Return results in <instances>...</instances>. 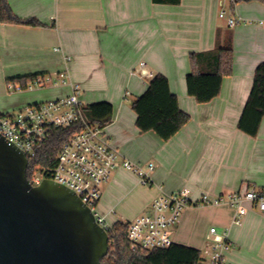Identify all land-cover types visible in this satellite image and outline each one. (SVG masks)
I'll use <instances>...</instances> for the list:
<instances>
[{"label":"crops","instance_id":"crops-1","mask_svg":"<svg viewBox=\"0 0 264 264\" xmlns=\"http://www.w3.org/2000/svg\"><path fill=\"white\" fill-rule=\"evenodd\" d=\"M6 1L15 16L39 24L0 21V110L69 94L70 86L56 75L66 71L80 86L85 107L113 105L105 130L120 160L155 166L151 185L118 166L102 184L97 215L109 227L126 223L151 213L159 196L186 190L194 205L183 210L174 227V243L201 250L208 264L214 253L210 228L215 227L228 244L225 264H264V211L247 203L242 223L235 224L234 207L201 203L203 196L264 191V117L256 136L238 127L255 70L264 62V1ZM229 17L239 22L230 26ZM219 47L233 50L232 74L223 78L218 96L199 103L187 90L191 55ZM143 62L152 76L139 73ZM156 74L168 78L180 108L190 115L168 140L141 131L132 106ZM32 75L51 82L38 86L35 78L31 87L17 90L20 85L10 81Z\"/></svg>","mask_w":264,"mask_h":264},{"label":"built area","instance_id":"built-area-1","mask_svg":"<svg viewBox=\"0 0 264 264\" xmlns=\"http://www.w3.org/2000/svg\"><path fill=\"white\" fill-rule=\"evenodd\" d=\"M221 17H225L222 11ZM239 22L229 17L228 23L234 26ZM139 73L152 76L142 63ZM61 82L71 88L69 94L59 98L26 105L14 111L0 110V134L6 141L23 151L28 159H35L40 150L54 138L55 132L74 129L63 136L57 148L56 163L53 167L34 165L28 167V179L33 186H39L50 179L74 191L82 201L94 212L102 195V184L112 172L121 166L140 177L144 185H151L150 172L155 168L148 163L147 168L128 159L120 160V152L115 148L106 133V125L91 122L80 101L81 88L69 81L68 72L56 73ZM50 79L36 78L32 83L42 86L50 83ZM31 87L30 85L27 87ZM11 89H15L10 85ZM26 88V89H27ZM16 89H24L17 86ZM203 204H227L235 208L234 223L241 224L248 212L247 203L253 208L264 211V191L252 188L245 193L235 192L227 197L210 199L203 196ZM188 191L183 190L171 194H163L151 203V213L137 216L126 222V236L132 251H145L156 248H168L173 243V229L179 222L183 210L192 206ZM96 220L106 230L109 227L104 218ZM214 242V253L208 264H225L224 250L228 249L225 237L210 228Z\"/></svg>","mask_w":264,"mask_h":264},{"label":"trees","instance_id":"trees-1","mask_svg":"<svg viewBox=\"0 0 264 264\" xmlns=\"http://www.w3.org/2000/svg\"><path fill=\"white\" fill-rule=\"evenodd\" d=\"M234 2L249 0H233ZM264 1V0H261ZM0 21L37 25L35 19L23 20L15 16L7 1L0 0ZM192 71L186 77L189 95L199 103H206L219 95L222 81L233 71V50L219 47L212 51L191 55ZM38 75L18 77L10 81L26 89ZM133 109L137 113V126L141 131H154L162 139L172 138L190 120V115L180 108L178 98L170 89L169 80L156 74L149 82L147 90L136 99ZM87 118L93 123L107 125L113 115V105L109 102L93 103L84 108ZM264 117V62L255 70L253 87L238 123L245 133L256 136ZM74 129L55 132L51 142L44 145L29 166L53 167L56 163L57 148L63 136ZM126 223L116 222L107 228L109 252L103 261L107 264H204L201 250L173 243L168 248L132 251L126 236Z\"/></svg>","mask_w":264,"mask_h":264},{"label":"water","instance_id":"water-1","mask_svg":"<svg viewBox=\"0 0 264 264\" xmlns=\"http://www.w3.org/2000/svg\"><path fill=\"white\" fill-rule=\"evenodd\" d=\"M29 159L0 134V264H107L108 231L71 189L33 186Z\"/></svg>","mask_w":264,"mask_h":264},{"label":"rangeland","instance_id":"rangeland-1","mask_svg":"<svg viewBox=\"0 0 264 264\" xmlns=\"http://www.w3.org/2000/svg\"><path fill=\"white\" fill-rule=\"evenodd\" d=\"M114 172V171H113ZM138 175V174H137ZM94 212H96V211H94ZM99 217V216H98ZM211 244H212V242H211ZM204 260H208V259H204Z\"/></svg>","mask_w":264,"mask_h":264}]
</instances>
